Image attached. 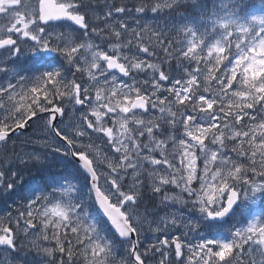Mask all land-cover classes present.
Listing matches in <instances>:
<instances>
[{
  "label": "snow or ice",
  "instance_id": "1",
  "mask_svg": "<svg viewBox=\"0 0 264 264\" xmlns=\"http://www.w3.org/2000/svg\"><path fill=\"white\" fill-rule=\"evenodd\" d=\"M0 209V264H264V0H0Z\"/></svg>",
  "mask_w": 264,
  "mask_h": 264
},
{
  "label": "rangeland",
  "instance_id": "2",
  "mask_svg": "<svg viewBox=\"0 0 264 264\" xmlns=\"http://www.w3.org/2000/svg\"><path fill=\"white\" fill-rule=\"evenodd\" d=\"M209 3H210V0H209ZM174 15H175V18L176 19H179L180 18V14H174ZM147 16L148 17H152L153 14L150 11H148L147 12ZM160 16L163 17V19H160V17H157V19L159 20V22L161 24H163L165 20H168V21H171L172 20V17L171 16L165 15V13H163V12L160 14ZM149 22L154 23L155 21H149ZM38 134L39 133H34V135H38ZM17 147H19V143H17ZM3 214L4 213H3L2 209H0V215H3ZM162 214H163V212H161V215ZM31 256H32V258H35V253H32Z\"/></svg>",
  "mask_w": 264,
  "mask_h": 264
},
{
  "label": "trees",
  "instance_id": "3",
  "mask_svg": "<svg viewBox=\"0 0 264 264\" xmlns=\"http://www.w3.org/2000/svg\"><path fill=\"white\" fill-rule=\"evenodd\" d=\"M129 2H131V3H136L137 2V5L139 6L138 3L140 2V0H130ZM152 2H154V0H151V1L150 0H144L145 4H147V3L149 4V3H152Z\"/></svg>",
  "mask_w": 264,
  "mask_h": 264
},
{
  "label": "flooded vegetation",
  "instance_id": "4",
  "mask_svg": "<svg viewBox=\"0 0 264 264\" xmlns=\"http://www.w3.org/2000/svg\"><path fill=\"white\" fill-rule=\"evenodd\" d=\"M33 131V129L32 128H29V132H32Z\"/></svg>",
  "mask_w": 264,
  "mask_h": 264
},
{
  "label": "bare ground",
  "instance_id": "5",
  "mask_svg": "<svg viewBox=\"0 0 264 264\" xmlns=\"http://www.w3.org/2000/svg\"><path fill=\"white\" fill-rule=\"evenodd\" d=\"M151 1V0H150ZM148 2V1H147ZM137 3V2H136ZM139 4V3H138ZM148 4V3H147Z\"/></svg>",
  "mask_w": 264,
  "mask_h": 264
}]
</instances>
